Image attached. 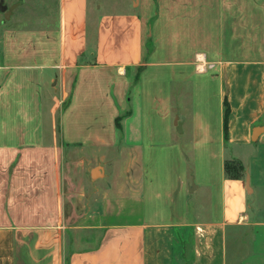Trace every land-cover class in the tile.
Listing matches in <instances>:
<instances>
[{
  "label": "crops",
  "instance_id": "obj_1",
  "mask_svg": "<svg viewBox=\"0 0 264 264\" xmlns=\"http://www.w3.org/2000/svg\"><path fill=\"white\" fill-rule=\"evenodd\" d=\"M108 3L0 0V264H264V0Z\"/></svg>",
  "mask_w": 264,
  "mask_h": 264
},
{
  "label": "trees",
  "instance_id": "obj_2",
  "mask_svg": "<svg viewBox=\"0 0 264 264\" xmlns=\"http://www.w3.org/2000/svg\"><path fill=\"white\" fill-rule=\"evenodd\" d=\"M224 169L225 174L231 178H240L243 176V167L235 161H225Z\"/></svg>",
  "mask_w": 264,
  "mask_h": 264
},
{
  "label": "water",
  "instance_id": "obj_3",
  "mask_svg": "<svg viewBox=\"0 0 264 264\" xmlns=\"http://www.w3.org/2000/svg\"><path fill=\"white\" fill-rule=\"evenodd\" d=\"M0 8L2 11H4V17L7 18L9 16V13L11 12V7L7 11H5L6 7L4 5H1ZM257 129L258 128L255 129V132ZM255 132H254V134H255Z\"/></svg>",
  "mask_w": 264,
  "mask_h": 264
},
{
  "label": "rangeland",
  "instance_id": "obj_4",
  "mask_svg": "<svg viewBox=\"0 0 264 264\" xmlns=\"http://www.w3.org/2000/svg\"><path fill=\"white\" fill-rule=\"evenodd\" d=\"M103 1V0H102ZM110 1L112 2L113 0H104V2H109L110 3ZM115 1V0H114ZM118 1V0H117ZM120 1V0H119ZM109 3H108V6H109ZM118 9H120L121 7L120 6H118L117 7Z\"/></svg>",
  "mask_w": 264,
  "mask_h": 264
}]
</instances>
